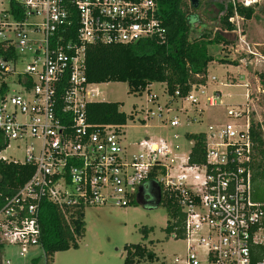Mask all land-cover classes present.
I'll return each instance as SVG.
<instances>
[{
  "label": "built area",
  "instance_id": "2783aa9c",
  "mask_svg": "<svg viewBox=\"0 0 264 264\" xmlns=\"http://www.w3.org/2000/svg\"><path fill=\"white\" fill-rule=\"evenodd\" d=\"M15 1L20 18L11 12L10 0L0 9V41L16 54L0 57V90L6 86V92L0 94V160L32 165L34 172L0 210V243L16 245L21 255L28 246L39 245L43 201L62 209L107 203L127 206L140 199L143 186L150 184L174 193L185 213L187 251L183 257L175 256L174 262L264 264V253L259 250L264 247V201L254 199L248 108L226 107V121L209 124L199 132L202 162L191 160L195 139L189 140L186 154L179 155L177 146L166 137L129 141L127 123L93 124L88 120L86 108L90 102L100 101V83L87 80V45L131 44L146 38L164 42L167 30L158 3ZM252 3L243 2L246 6ZM71 27L75 28L73 34ZM29 41L34 59L14 82L19 88L13 90L7 78L15 74ZM64 79L67 83L63 85ZM205 86L193 83L185 96L176 91L170 97L195 106L203 97L204 105L215 107L221 91L207 95ZM156 99L150 94L148 101ZM169 103L167 111H171ZM204 109L200 106L197 114L201 116ZM157 110L162 113L163 107L158 105ZM179 123L178 118L169 120L172 127ZM13 141L23 150V160L3 154L13 147ZM152 173L154 177H150ZM3 263L11 264L9 259L0 261Z\"/></svg>",
  "mask_w": 264,
  "mask_h": 264
},
{
  "label": "rangeland",
  "instance_id": "374dc122",
  "mask_svg": "<svg viewBox=\"0 0 264 264\" xmlns=\"http://www.w3.org/2000/svg\"><path fill=\"white\" fill-rule=\"evenodd\" d=\"M221 1L199 0L195 9L190 0H187L186 10L188 13L198 14L206 25L218 30L219 27L214 26L215 20H212V17L218 9L216 3ZM252 2L254 3L251 6L255 9L252 18L246 20L235 15V29L223 31L233 42L225 47L217 43L208 47L217 60L209 63L207 76L204 77L206 94L211 95L216 91H221L222 94V103H219V100L215 107L204 105L203 97L198 106L190 105L181 99H171L164 84L160 82L150 84L141 93L130 92L126 82L100 83L99 100L118 102L123 111L133 115L125 127L129 141L145 136L166 137L172 141L174 148L177 146L176 153L185 155L191 144L187 134L203 132L209 124L226 121V107L229 106L248 108L251 122L260 125L264 138V89L258 78V74L264 71V56L261 53L264 48V0ZM7 6L8 0H0V9L4 10ZM32 45V41H29L26 50H22L25 56L18 58L15 74L7 78L13 90L19 88L14 82L23 77L26 65L34 59ZM225 53L236 63H221L218 58ZM212 76L217 80L212 81ZM150 94L157 96L154 102L148 101ZM168 101L171 111L166 108ZM158 105L163 107L162 113L158 112ZM200 106H205L201 116L197 114ZM182 107L185 108L184 111L177 110ZM146 116L149 118L143 121ZM174 118H178L180 123L172 127L169 120ZM16 143L13 141V147L5 150L3 154L23 160V150H18ZM263 198L264 187L254 184V199ZM83 218L85 232L77 239L79 247L55 252L51 264H124L126 246L134 244L146 246L156 255L151 261L147 258H136L134 264H179L174 262L175 256L183 257L186 254V239L175 238L173 233L166 231L169 215L163 203L150 207L141 198H136L127 206L111 203L86 206ZM0 257L1 263L9 259L11 264H45L40 245L28 246L26 252L21 255L16 245L6 244L1 249Z\"/></svg>",
  "mask_w": 264,
  "mask_h": 264
},
{
  "label": "trees",
  "instance_id": "16d2710c",
  "mask_svg": "<svg viewBox=\"0 0 264 264\" xmlns=\"http://www.w3.org/2000/svg\"><path fill=\"white\" fill-rule=\"evenodd\" d=\"M159 6V14L167 30L164 42L155 38H146L131 44H104L94 43L86 47V76L89 82L108 83L126 82L129 91L141 93L150 84L160 82L165 84L167 93L174 97L179 91L185 96L193 83L204 84L208 65L217 60L209 51L213 43L226 46L233 41L223 31H233L235 24L230 21L235 15L249 20L255 13L251 5L242 2L222 0L217 4L212 20L214 26L206 25L198 14L188 13L187 0H155ZM192 6L195 5L190 0ZM11 12L16 18L18 14L17 3L10 0ZM77 26V25H76ZM75 27V26H74ZM73 29V30H72ZM72 34L75 28L71 27ZM264 56V48L261 50ZM227 53L218 58L221 63H233ZM15 51L5 48L0 41V57H15ZM264 89V71L258 74ZM66 79L63 81V85ZM6 92L3 85L0 94ZM88 120L93 124H125L133 117L120 108L118 102L93 101L87 105ZM188 139H195L191 160L202 162L203 142L199 133L187 134ZM251 137L254 148L253 178L254 184L264 187V138L258 123L251 124ZM34 167L29 164H20L0 160V210L6 204V199L15 195L21 186L31 177ZM150 177H154V173ZM160 199L153 204L155 207L163 203L167 209L169 220L166 226L167 233H173L175 238H184L185 213L183 212L176 196L159 188ZM257 198V197H256ZM264 201L263 199H259ZM134 201V200H133ZM84 208H59L57 205L43 201L40 205V246L43 249L45 264H51L52 256L57 251L78 248L79 236L85 232ZM148 231V230H145ZM3 244L0 243V252ZM260 254L264 247H259ZM155 252L146 246L134 244L126 246L124 264H134L135 259L153 260ZM257 259V258H256ZM1 261V257H0Z\"/></svg>",
  "mask_w": 264,
  "mask_h": 264
},
{
  "label": "flooded vegetation",
  "instance_id": "af4514ba",
  "mask_svg": "<svg viewBox=\"0 0 264 264\" xmlns=\"http://www.w3.org/2000/svg\"><path fill=\"white\" fill-rule=\"evenodd\" d=\"M199 2V1H198ZM198 5V3H194ZM161 195L159 192V188L155 185H145L143 186L141 192H140V198L143 202L146 204H153L159 201Z\"/></svg>",
  "mask_w": 264,
  "mask_h": 264
},
{
  "label": "water",
  "instance_id": "95a60500",
  "mask_svg": "<svg viewBox=\"0 0 264 264\" xmlns=\"http://www.w3.org/2000/svg\"><path fill=\"white\" fill-rule=\"evenodd\" d=\"M198 1H199V0H192L193 3H196V2L198 3ZM195 5H196V4H195Z\"/></svg>",
  "mask_w": 264,
  "mask_h": 264
},
{
  "label": "crops",
  "instance_id": "0c3cea01",
  "mask_svg": "<svg viewBox=\"0 0 264 264\" xmlns=\"http://www.w3.org/2000/svg\"><path fill=\"white\" fill-rule=\"evenodd\" d=\"M164 84V83H163ZM164 86H165V84H164Z\"/></svg>",
  "mask_w": 264,
  "mask_h": 264
}]
</instances>
